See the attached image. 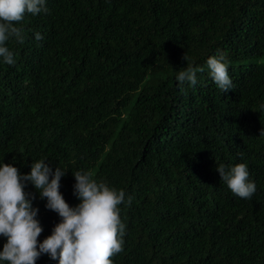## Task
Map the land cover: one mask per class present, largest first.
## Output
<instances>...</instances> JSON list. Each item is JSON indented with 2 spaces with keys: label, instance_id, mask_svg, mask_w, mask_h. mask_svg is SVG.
Listing matches in <instances>:
<instances>
[{
  "label": "trees",
  "instance_id": "16d2710c",
  "mask_svg": "<svg viewBox=\"0 0 264 264\" xmlns=\"http://www.w3.org/2000/svg\"><path fill=\"white\" fill-rule=\"evenodd\" d=\"M45 7L16 25L23 43L6 42L16 63L0 57V166L22 176L39 160L66 169L60 192L73 208L76 171L131 196L119 206L124 245L113 264H264V0ZM220 51L234 85L225 93L206 65ZM188 64L205 68L195 86L176 79ZM238 163L257 186L251 199L216 170ZM25 191L42 243L62 218L31 182ZM36 264L59 260L41 254Z\"/></svg>",
  "mask_w": 264,
  "mask_h": 264
},
{
  "label": "clouds",
  "instance_id": "9594fccd",
  "mask_svg": "<svg viewBox=\"0 0 264 264\" xmlns=\"http://www.w3.org/2000/svg\"><path fill=\"white\" fill-rule=\"evenodd\" d=\"M42 11H47L45 0H0V57L6 64L16 63L6 42L15 39L23 43L25 39L23 28L16 25L26 14L37 15ZM35 39L40 41L43 36L37 32ZM184 59L187 61L186 56ZM206 65L221 91L233 89L227 53L220 51L209 57ZM204 71V67L188 64L179 71L176 79L181 86L185 82L195 86L197 73ZM216 170L234 195L251 199L257 191L255 182H249L245 163H238L228 170L219 165ZM66 173L67 170L59 166L53 172L45 160L34 162L30 173L23 176L11 164L0 166V236L7 238L0 251V261L36 264L41 254H48L52 259H58L59 264H113L112 257L123 251L125 225L120 219L119 206L122 203L130 206L133 198L129 196L125 201L123 190L117 191L104 182L97 183L91 170L76 171L74 194L82 202L75 208L70 207L60 192L61 178ZM28 182L39 191L42 199H47L46 207L62 218L42 243L38 241L43 231L36 218L39 209L33 208L32 204L35 196L25 191Z\"/></svg>",
  "mask_w": 264,
  "mask_h": 264
}]
</instances>
